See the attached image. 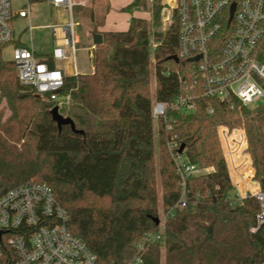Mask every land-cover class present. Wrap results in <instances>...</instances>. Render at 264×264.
I'll list each match as a JSON object with an SVG mask.
<instances>
[{
    "label": "trees",
    "instance_id": "obj_1",
    "mask_svg": "<svg viewBox=\"0 0 264 264\" xmlns=\"http://www.w3.org/2000/svg\"><path fill=\"white\" fill-rule=\"evenodd\" d=\"M109 9L83 6L79 14L97 29ZM126 10L150 11L152 19L132 15L127 30L101 33L94 72L66 77L61 93L71 91V100L59 113L70 122L61 125L51 112L56 101L20 82L14 61L3 56L8 44H0V99L10 109L0 123V196L31 180L49 183L68 212L71 232L99 264H129L150 232L161 238L146 244L143 264H162L163 248L164 264H264L261 204L254 195L239 200L218 133L220 125L245 130L264 191V103L232 108L202 97L194 112L169 105L154 120L153 100L171 104L182 87L178 71L188 62L171 58L179 53L178 29L162 31L161 0H133ZM172 135L187 159L206 169L188 180L184 207L177 205L183 190L167 147Z\"/></svg>",
    "mask_w": 264,
    "mask_h": 264
},
{
    "label": "built area",
    "instance_id": "obj_2",
    "mask_svg": "<svg viewBox=\"0 0 264 264\" xmlns=\"http://www.w3.org/2000/svg\"><path fill=\"white\" fill-rule=\"evenodd\" d=\"M13 1L0 0V44H12L11 60L20 82L56 101L58 108L69 104L71 91L61 93L69 76L68 68L70 76L81 73L74 9L87 6L90 0H22L17 9L13 8ZM37 2H48L58 22L33 25L32 4ZM15 18L29 20L30 44L16 37L12 27ZM161 22L165 32L177 27L176 55L179 61L188 63L185 71H178L182 87L171 104L153 100L154 120L164 117L169 105L186 113L194 112L202 97L232 108L237 102L254 107L264 99V0H161ZM38 27L51 28L54 37L53 49L45 55H39L34 46L32 33ZM209 112H213L212 107ZM218 131L236 195L239 200L248 195L257 197L261 224L264 191L255 179L246 133L225 125H220ZM167 147L183 190L177 205L184 207L188 204V180L206 169L187 159L176 135L167 140ZM68 219L66 208L47 182L31 180L7 190L0 196V264H99L97 255L71 232ZM160 238L159 233L145 234L138 244L139 254L129 264H143L141 255L146 244Z\"/></svg>",
    "mask_w": 264,
    "mask_h": 264
},
{
    "label": "rangeland",
    "instance_id": "obj_3",
    "mask_svg": "<svg viewBox=\"0 0 264 264\" xmlns=\"http://www.w3.org/2000/svg\"><path fill=\"white\" fill-rule=\"evenodd\" d=\"M22 0H14L13 8L17 9L21 7ZM133 0H90L87 6L95 7L97 10H103L105 6L108 4L110 6V13H108L106 25L117 27H126L127 22L130 17L134 14L139 15L140 17H144L148 20L152 19V15L150 11L138 12V11H127L126 7L132 3ZM81 7H75L74 9V19L77 22L76 30L78 35V44H77V60L78 67L82 72L80 74H86L91 69V59L89 57V49L88 47L94 42L95 35L97 33H102V31L95 29L94 23L91 18L87 16H82L79 14V10ZM58 22V16L55 11L50 7L48 2L43 3H33L32 4V23L36 26H46L53 23ZM29 20L25 18H15L12 23V27L15 31V35L18 38L24 40L27 44H30V31L28 28ZM163 31V30H162ZM34 37V46L39 55H45L52 51L54 46V37L52 34V30L49 27H38L33 31ZM3 56L6 59L12 58V44H9L3 50ZM154 88V82H153ZM264 99L260 100L257 104H262ZM1 108L6 111V115L4 117H0V123L5 121L10 115V109L8 107L7 101L5 99H0V105H4ZM0 109V111H1ZM244 130L243 128H239ZM245 131V130H244ZM219 133V131H218ZM157 132L155 131V149H156V162H157V170H158V191H159V207L161 208V225L164 223V213L162 208V186H161V175H160V158H159V145H158V137ZM231 136H236V133H230ZM220 139V138H219ZM221 143V140H220ZM222 146V144H221ZM223 149V148H222ZM252 158V157H251ZM253 188V187H251ZM163 248V247H162ZM162 264L165 263V251L162 249Z\"/></svg>",
    "mask_w": 264,
    "mask_h": 264
},
{
    "label": "crops",
    "instance_id": "obj_4",
    "mask_svg": "<svg viewBox=\"0 0 264 264\" xmlns=\"http://www.w3.org/2000/svg\"><path fill=\"white\" fill-rule=\"evenodd\" d=\"M138 12H144V11H138ZM108 13H110V9H109V12ZM108 13H107V15H108ZM106 15V17H105V21H104V23L103 24H101V25H99L98 26V30H100V31H102V32H104V31H125V30H127L128 28H129V25H130V19H129V21L127 22V24H126V27H117V25H114V26H109L108 24L106 25V21H107V16ZM135 16H139V15H136V14H134ZM140 17V16H139ZM131 18V17H130ZM95 48H96V44H95V42H93L89 47H88V49H89V57H90V59H91V69L90 70H88L89 72L88 73H93L94 72V66H93V64H92V56L93 55H91V54H93L94 53V50H95ZM80 70V69H79ZM80 72L82 73V72H85V71H81L80 70ZM67 74L70 76V75H72V72H71V69L70 68H68V72H67Z\"/></svg>",
    "mask_w": 264,
    "mask_h": 264
},
{
    "label": "water",
    "instance_id": "obj_5",
    "mask_svg": "<svg viewBox=\"0 0 264 264\" xmlns=\"http://www.w3.org/2000/svg\"><path fill=\"white\" fill-rule=\"evenodd\" d=\"M103 41V35L101 33H97L94 38L95 44H100ZM172 59L176 60L177 62L179 61V58L177 55L171 56ZM53 117L55 120L58 121L59 125L70 122L69 119L64 118L60 113H59V108L58 106H54L51 110ZM184 148V145L181 146V150Z\"/></svg>",
    "mask_w": 264,
    "mask_h": 264
}]
</instances>
